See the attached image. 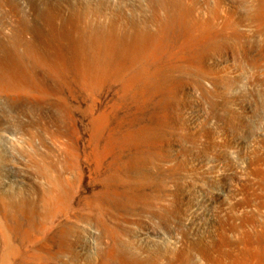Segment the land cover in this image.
<instances>
[{
    "label": "rangeland",
    "instance_id": "obj_1",
    "mask_svg": "<svg viewBox=\"0 0 264 264\" xmlns=\"http://www.w3.org/2000/svg\"><path fill=\"white\" fill-rule=\"evenodd\" d=\"M172 1L192 6L197 19L211 22L209 36L201 38L196 34V39L195 32L183 26H177L172 31L163 30L162 33L163 27L160 26L170 14L168 6L173 5ZM13 2L17 6L16 15L9 12L8 0H0V43L7 44L4 45L6 50L0 49L2 74L9 73L10 62L6 58L9 49L15 50L26 60L25 66L12 67L21 78L32 74L35 66L46 68L43 65L48 53L40 41L41 29L37 21L33 20L30 9L40 13L48 4L67 6L68 9L75 5L92 6L102 11L105 9L109 14H121L137 28L139 25L141 33L133 30L134 34H141L142 38L150 36L149 39L144 38L143 46L141 42L139 48L138 43L136 46L134 44L135 48H128L129 54L124 51V55L129 59L140 58L146 56V53L150 55L152 50L158 56L156 60L152 56L154 62L146 70L147 75L143 81L145 86L142 83L128 91L120 86L109 87L91 101L76 88H70L64 93L52 90L45 96L48 116H52L55 107L59 106L66 112V119L50 120L52 126L60 127V132H56L53 127L47 140L53 157H61L67 164L64 163V168L68 170L63 168L62 163L57 170L64 172L67 179L75 183V205L69 210L67 218L51 222L47 235L43 237L35 232L36 240L33 246L27 248L32 260L28 258L27 263L142 264L145 261L143 264H147L150 261L151 264L154 261V264H264V0ZM213 9L217 13L211 17ZM251 10L255 14L250 17ZM107 13L105 15H109ZM189 38L191 42H187ZM154 45L158 51L154 50ZM207 47L212 49L210 56H215H209L212 63L208 60L207 70L212 73L208 71L205 76L196 73L195 64H190V58L196 57L197 51L202 57ZM177 82H180V87H186L184 90H194L191 96L187 93L183 96V103L189 107L186 106L187 111H184L182 119H198L201 116V122L196 127L198 130L195 131L210 134L216 143V151L205 150L207 148L200 144L195 145L196 148L187 141L176 139L170 153L173 162L170 160L158 164L153 162L150 153L158 145L165 144L166 140L174 139L173 134L160 126V122L165 125L168 120L165 119L168 116H164L167 115L165 109L170 102L168 91L172 85L179 86ZM28 98L22 94H0V183L5 185L1 191L13 197L16 203L24 200L27 185L36 174L31 168V149L20 137L24 126L29 123L23 125V128L22 124L37 119L33 106L26 102ZM188 151L192 155L198 153V159L203 160L200 161L202 165L209 166L210 163L208 172H202L210 173L213 177L210 174L203 175L202 172H199L200 175L182 172L177 177L172 173L176 163L174 160L186 157ZM216 156L221 159L218 160ZM195 178L205 179V188H200L198 193L192 190V183L200 181ZM149 180L152 185L164 183L170 190L174 189L176 182L184 187L188 184L189 196L202 199L204 204L199 205L200 209L197 208L191 221L171 214L165 204L152 211L131 206L126 199L128 184L132 183L135 187L140 185L143 189V183L147 193L143 190L142 193L146 197L152 187ZM220 188L221 191L224 189L226 197L223 202L213 201L212 192ZM80 219L86 221L85 226L77 223ZM17 223L24 230L28 227L22 216ZM64 229H69L74 236H68V241L75 244L74 257L60 246L57 238L58 233ZM114 233L121 235L122 241L118 245L121 248L127 247L128 258L119 255L112 260L107 258L116 248L112 240ZM128 236L132 237L129 239ZM19 262L17 260L15 264Z\"/></svg>",
    "mask_w": 264,
    "mask_h": 264
},
{
    "label": "bare ground",
    "instance_id": "obj_2",
    "mask_svg": "<svg viewBox=\"0 0 264 264\" xmlns=\"http://www.w3.org/2000/svg\"><path fill=\"white\" fill-rule=\"evenodd\" d=\"M169 1L171 0H168V2ZM172 4L173 5L168 6L170 10V14L168 18L167 19L165 18L166 20L164 21V24L162 23L161 24L162 26H160V27H163L161 29L162 33L166 30L172 31L177 26H180V27L183 26L185 27V29L187 28L191 30L193 33L195 32L194 34L196 36L195 37L196 39H197L196 34H198L199 37L201 36V38L203 36L204 37H206L207 35L209 36V32L212 26L211 22H209L208 20L203 21V20L197 19L194 15L192 6H186L184 5V3H181L179 1L177 2L172 1ZM7 5H8L9 12L12 15H16L17 6L16 4H14L13 0H8ZM48 5L49 6H47V8H44L45 11L43 10L40 13L37 12L36 9H33V8L32 10L30 9L31 15L34 17L33 20L37 21V25L41 29L40 34H39L40 41L44 49L47 50V53H48V56H47L48 58L46 57L45 64L43 65V66H46V68L35 66L32 70V74L30 73V75H26L24 78H21L13 70V68L25 66L26 60L24 57L20 56L15 50L9 49V46H8L9 50L6 51L7 52L6 58L10 62L9 63V73L2 74V72L0 71V94L1 93H11V94H18V95L22 94L23 97L25 98L29 97L28 98L29 100H26V102L30 103L33 106L34 108L33 111L35 112V116H36L35 118H37V119H34V121L32 119V122L23 123L22 128H23V125H25L26 123H29V124H26L24 126L23 130L21 131L22 135L19 134L20 137L22 136L21 140L27 145L28 149H31L30 152L31 154H33V158H32V155H30L31 156L30 157L31 158L30 159L31 168L36 173L33 178V181L29 182V184L27 185V190L25 193L24 200L21 203H16L15 202L16 200H14L13 197L2 193L1 191L2 187L5 185L0 183V264H15L17 260L20 261L19 264H28L27 262L32 256H30V254L27 253L28 252L27 248H29V246H33L34 241L36 240L35 232L42 235L43 237L47 235V232L49 230V225L51 224V222L55 220L59 221V220H63L64 218H67L68 217L67 214L69 210L75 205L74 188H73V185H75V183L69 181L66 175H64V172L62 173L61 171L59 172L57 170L58 169L57 167L59 164L62 163L63 168L65 167V165L67 166V164L61 157H58V158L53 157L54 155L49 150L48 140H47V136L53 127H55L56 132H60V127L52 126V122L50 120L66 119V112L63 107L59 106L58 108L55 107V110L52 116H48L47 108H46L45 101H44L45 96L49 94V92H51L52 90H57L61 93H64L65 91H68L70 88H76L80 93H82L87 99L91 101L92 99H94L96 96H99L103 91H105L109 87L120 86L121 89L128 91L132 88H136V86L138 87L142 83H143V86H145L143 81L145 80V76L147 75L145 74L146 70L147 68H150L149 66L154 62V59L156 60L155 57H158L153 53L152 50H151L152 53L148 51V53L152 54V55L150 54L151 56L147 55L146 53V56H143L140 58L135 57L136 59L134 58L133 55L132 56L134 59H129L128 56L124 55V51H127V53L126 52L125 53L129 54L128 48L134 47V44L136 46L137 43L139 45V43L141 42L140 44L141 46H143L142 44H143V40L145 36L143 34L144 29L141 30L144 38L141 37L142 36L141 34L140 35L134 34L133 30L134 31L137 30L138 33L140 32L139 25L137 28L136 26L133 25L134 23H131L128 20H126L124 16H122L121 14L116 13L113 15L111 13L112 14L111 15L109 14V12L108 13L105 12L104 11L105 9H104L103 11L109 14V15H105V13L99 7H94L95 8L94 9L92 8V6L84 7V5L83 7L77 6V5H75L76 7L69 6L71 9H68L67 6L56 7L57 4L55 6H53L54 4L52 5L48 4ZM96 8H99V10ZM216 13H217L216 9L215 10L213 9V11L211 10V14H210L212 15L211 17H214ZM253 13L251 10V14L249 16L251 17ZM259 13L261 14L262 12H259ZM246 23H248V21H246ZM148 33H150L149 29H148ZM149 38H145V39H149ZM196 39L195 40L193 39V40L196 42ZM199 39H198V42H199ZM191 40L192 39L187 40V42L188 41L191 42ZM201 44L202 43H200V45ZM4 45L6 46L7 44H5V42L4 44L0 43L1 50L2 48L3 49L6 48L4 47ZM156 45H154V50L156 49ZM139 47L140 45L138 46V48ZM212 48L214 47L212 46ZM211 50H210V47H207V49L204 50L205 54H203L202 57L198 55V53L200 54V52L197 51L198 53L196 52V55L199 56V58H196L197 56L194 57L195 59H197V61H195L193 57L190 58L191 61L192 60L195 61V63L193 61L191 63V61L189 60L190 64H195L194 66H195L196 73L206 76L208 74L207 73L208 71L211 72L210 70H207L208 69L207 67H209V65L207 66V64L209 63L208 60H210L209 56L211 55L210 53ZM152 56L154 57V59ZM213 56H210V57L213 58ZM253 65L255 67V62ZM191 68H193V65ZM188 70H186V72ZM133 83L135 86L133 85ZM177 83L179 84L180 82H177ZM176 85H172L173 87L169 88L171 90L168 91L169 95L167 96V98L169 97L170 102L167 105V108H166L167 110L165 109L166 111L165 113H167V115L166 114L164 115L165 117L168 116L165 118L168 120L165 122V125L160 122L161 124L160 126L168 130L167 131L168 133L170 132L171 134H173L174 139H172L173 141H170V140H166V137H164L165 139L164 138L163 139L164 141L166 140V142L168 141L167 143L166 142L165 144L160 143L161 145L160 146L158 145L159 147L157 146L156 147L157 149H155V151L153 150V152L150 150L152 152L150 153V155L152 154L151 157H152L153 162L158 163V164L167 163L170 160L171 162H173L172 160L173 156L170 153H171V148L173 146V143L176 142L175 141L176 139L179 141L180 140L187 141L192 146L200 144L204 148H207L205 150L209 149V151L215 150V147H216V143L212 141V137L210 134L195 131V130H198L196 127L198 126L199 122H201L199 119L201 116L198 117V119H190V118L182 119L184 115L183 113L186 110V106H188L183 103L184 102L183 96L186 93L187 95L194 94L193 92L194 90H192L191 92V89L184 90V88L186 87L184 88L180 87V84L179 86L178 85L176 86ZM181 85L184 86V84H181ZM227 87L228 86H226L225 88ZM33 94H36L37 96H34ZM197 116H195V118H197ZM18 130L20 131L21 128H18ZM67 149H69V147ZM70 149H72V147ZM72 150L70 151L72 152ZM71 152H66V153L67 154L70 153L69 155H71L72 154ZM189 152L190 151H188L187 153L188 155L186 157L182 156L181 160H180V157L178 158L179 160H176V159L174 160V162L176 161V163H175L174 168H172L173 172L172 170L171 172L174 173L175 176L176 175L179 176V174L182 172H185L187 174H190V172L191 173L195 172L196 175H198L199 172H202V170L203 171L206 170L208 172V170L211 168L210 163H208L209 166L207 164L202 165V162H200L202 159H198V156H197L198 153L196 155H192L191 153L189 154ZM184 155H186V152ZM207 155L209 154H206V156ZM213 156H210V157H213ZM216 157L218 159L220 156L219 157L216 156ZM204 158L205 157H203V159ZM216 161L217 160H215V162ZM207 167H210V168H207ZM64 169L68 170L67 167ZM202 173L203 175L206 174L204 172ZM207 174H210V173H207ZM199 178H195V179L200 180ZM207 178L210 180L209 177ZM31 180L32 178H30V181ZM203 180L192 183L194 185V187L192 186L193 188L192 190L195 189L197 190V193H198V190H200V188L201 190H202V187L205 188V185H203L204 184ZM150 182L151 180H149V183ZM139 183L140 182H138V185ZM142 185H143V189L142 187H140V185L135 187L132 183L128 184V188H127L128 195L126 199L130 203L131 206H135L141 209L147 208V209H151L152 211V209H157L158 207H161L165 204L164 206L168 205L166 206V209L169 208L168 211L171 214L177 215L178 217L180 216L181 218L183 217L184 219L191 221L195 217L196 210L199 207V205L201 203L204 204V201L202 202V199L192 198L191 195H190L191 197L189 196V190H188L189 187H187L188 184L186 188L184 187L185 185L183 186V185H180V182L179 183L176 182L174 184V189L170 190L169 187L165 185L164 183H161V184L159 183L155 185L154 184L152 185V183H150V186H152L150 189L151 192H149L147 196L145 194L146 197H144V194L142 193V190L143 192H145L146 187H144L143 183ZM216 187H219V186H216ZM223 190L221 191V188H220V190L216 192H212L214 193L212 194L213 201L220 202L224 200V197H226V195L224 194L225 191ZM206 193H208V191ZM226 193H227V190H226ZM204 195H205V192H204ZM154 213L155 212L153 211L152 214ZM21 216L26 219L27 224H28L27 225L28 227H26L25 230L22 229L20 225H18L17 223V220H19ZM77 223L80 224L81 226H85L86 221L83 219H80V222L77 221ZM137 227H135V229ZM68 230L64 229L60 231V233H58L59 236L57 235V238L60 241V246H62L66 252L70 253L72 257H74L76 255V251L74 250L75 244L69 240L70 243L72 244L71 245L68 241L69 235H71L72 238H74V236L72 232ZM137 233H138L137 236H139L140 233L138 231ZM141 235L145 236L144 234H141ZM146 235H149V234H146ZM120 236L121 235L114 233L113 238L111 237L112 240L114 239L116 243L115 245L116 248L114 247L113 250L110 252L111 254L109 253L110 256H108L107 258L110 257L109 258L110 260H112L111 258L115 259V257H117L118 255L128 258L129 253H127L128 252L127 247L124 246L123 248H121L118 245L119 241L120 242L122 241V239L120 240ZM131 237L132 236H130V238ZM176 244L178 245L177 242ZM157 257L159 256L157 255ZM148 262L149 263L147 262L146 263L150 264V261ZM153 262L151 261V264ZM143 263H145V261Z\"/></svg>",
    "mask_w": 264,
    "mask_h": 264
}]
</instances>
